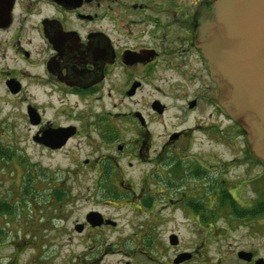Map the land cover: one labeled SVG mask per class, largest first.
Segmentation results:
<instances>
[{
  "label": "flooded vegetation",
  "instance_id": "af4514ba",
  "mask_svg": "<svg viewBox=\"0 0 264 264\" xmlns=\"http://www.w3.org/2000/svg\"><path fill=\"white\" fill-rule=\"evenodd\" d=\"M212 1L0 0V79L5 85L13 80L18 85L16 94L24 89L22 79H35L49 98L44 102L46 108L36 97L26 105V112L29 106L34 110L32 123L27 112L34 129L33 142L48 152H58L81 136L80 128L92 124L99 131L96 136L101 145L110 149L106 158L95 161V174L118 180L116 188L138 195L148 212L155 196L164 201L160 211L181 208L191 226L197 228L196 233L204 237L202 244L210 239L216 206L226 204L227 193L239 200L240 206L256 210L250 217L263 218L264 214V164L253 154L263 170L250 179L257 187L251 201L242 200L239 181L230 183L232 193L231 186L212 177L213 170L200 159L208 157L188 153L197 141L195 133L212 140L210 130L215 124L208 119L216 111L224 116L227 129L233 123L239 127L219 104L218 88L196 41L198 22L210 17ZM104 99L111 103L106 105ZM95 107L101 113L94 112V120L88 122L89 110ZM199 109L207 110V120L196 118L184 124ZM164 118L174 127L154 140L150 124L157 120L165 124ZM117 122L131 133L128 139L119 137L122 129ZM112 124L113 133L103 130L102 125L112 128ZM47 131L52 133L54 147L44 142ZM241 135L248 147L243 132ZM89 162L83 160L85 165ZM137 165H143L137 173L139 184L153 178L159 180L160 187L140 185L135 195L136 184L124 167ZM200 179L202 187H196L195 181ZM86 215L79 223L82 230L111 223L103 216L102 224L91 225ZM172 234L177 243L171 244L177 245L176 233L171 232L168 239ZM249 252L251 260L240 259L255 264L257 251ZM188 254V258L173 263L188 262L194 253Z\"/></svg>",
  "mask_w": 264,
  "mask_h": 264
},
{
  "label": "rangeland",
  "instance_id": "374dc122",
  "mask_svg": "<svg viewBox=\"0 0 264 264\" xmlns=\"http://www.w3.org/2000/svg\"><path fill=\"white\" fill-rule=\"evenodd\" d=\"M34 80L22 79L24 89L16 94L0 79V143L5 152L0 156V197L11 205L9 213L0 214V264H174L173 259L182 251L194 253L183 264H246L238 259L239 250L257 251L264 261V214L263 218L250 217L256 210L240 206L239 200L234 201L229 193L226 192L229 197L226 204L216 206L210 239L202 244L204 237L196 233L197 228L191 226L181 208L160 211L164 201L155 196L152 211L148 212L138 195L116 188L118 180L95 174V161L106 158L110 149L101 145L96 136L99 131L92 124L80 128L81 136L58 152L37 146L32 140L34 129L29 124L26 105L37 98L46 108L44 102H49V98ZM103 102L111 103L107 99ZM206 111H195L184 124L196 118L207 120ZM89 112L91 123L93 113H101L98 107ZM46 113L50 116L48 108ZM223 118L216 111L208 119L215 124L210 130L212 140L201 132L195 133L197 141L188 153L208 157L200 159L209 164L214 179L228 187L239 181L242 200L253 201L257 187L249 182L261 173L262 166L246 147L241 129L233 121L227 129ZM170 123L167 118L165 124L160 120L152 122L153 139L159 140V135L173 128ZM117 124L122 129L119 137L128 139L131 133L120 122ZM102 127L104 131H115L114 126ZM223 134L226 137L222 139ZM84 159L89 164L85 165ZM124 169L136 184L135 195L140 185L148 189L160 187L159 180L153 178L139 184L137 173L143 165ZM77 171L83 173L74 175ZM202 182L203 179L195 181L196 187H202ZM261 183L264 187V176ZM59 190L61 195L57 197ZM202 191L203 188L198 190ZM91 210L100 212L114 224L76 229ZM171 232L177 234V245L169 242Z\"/></svg>",
  "mask_w": 264,
  "mask_h": 264
},
{
  "label": "water",
  "instance_id": "95a60500",
  "mask_svg": "<svg viewBox=\"0 0 264 264\" xmlns=\"http://www.w3.org/2000/svg\"><path fill=\"white\" fill-rule=\"evenodd\" d=\"M210 12V17L198 22L197 45L218 88L219 104L241 127L250 152L264 164V0H213ZM6 85L10 92L18 91L13 80ZM27 111L34 122L33 108L29 106ZM51 139L52 133L45 132L44 142L54 147ZM86 220L91 225L103 222L98 211L88 212ZM169 241L177 243L175 234ZM237 256L251 260L252 253L239 250ZM188 257V253H180L173 261ZM255 264L264 261L257 258Z\"/></svg>",
  "mask_w": 264,
  "mask_h": 264
},
{
  "label": "trees",
  "instance_id": "16d2710c",
  "mask_svg": "<svg viewBox=\"0 0 264 264\" xmlns=\"http://www.w3.org/2000/svg\"><path fill=\"white\" fill-rule=\"evenodd\" d=\"M3 144L0 143V156H4L5 152L2 147ZM57 197H60L61 191H57ZM11 205L7 199L0 197V214L2 213H9L10 212ZM1 228V226H0Z\"/></svg>",
  "mask_w": 264,
  "mask_h": 264
}]
</instances>
